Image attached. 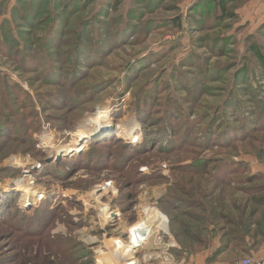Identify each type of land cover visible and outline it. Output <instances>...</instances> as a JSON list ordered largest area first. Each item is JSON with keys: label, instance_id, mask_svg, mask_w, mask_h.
<instances>
[{"label": "rangeland", "instance_id": "374dc122", "mask_svg": "<svg viewBox=\"0 0 264 264\" xmlns=\"http://www.w3.org/2000/svg\"><path fill=\"white\" fill-rule=\"evenodd\" d=\"M199 1L0 0V205L19 213L0 217V264H126L112 256L114 241L125 249L148 198L169 218L173 264L264 259V180L248 181L264 176V0L230 3L225 21L219 6L203 2L198 13ZM89 24L108 41L95 62L81 40L91 47L94 36L78 38ZM45 58L58 78H47ZM102 112L111 127L46 161ZM111 134L105 164H86L90 141ZM21 184L37 190V206L22 205ZM97 188L113 189L98 197ZM181 198L182 212L173 208ZM103 204L118 212L112 222L98 216ZM152 241L137 260L158 250Z\"/></svg>", "mask_w": 264, "mask_h": 264}, {"label": "trees", "instance_id": "16d2710c", "mask_svg": "<svg viewBox=\"0 0 264 264\" xmlns=\"http://www.w3.org/2000/svg\"><path fill=\"white\" fill-rule=\"evenodd\" d=\"M234 1H236V0H202V1H199L198 2V4H196V10L198 11V13H201V3H203V2H205V4H206V6L205 7H207V8H211V7H213V6H219L220 8H221V13H222V15L219 17V19H221L222 21H225L226 19H228V18H231V17H233L234 16V13L233 12H231L232 10H230L229 11V9H230V3H232V2H234ZM133 5V4H132ZM131 5V8H130V10L129 11H131L132 10V8H133V6ZM202 7H203V5H202ZM130 14V13H129ZM120 18H122V16L121 17H118V19H120ZM126 21H128V17H127V20ZM102 26H100L101 28H105L106 29V25L107 24H102L101 22H99ZM172 25L174 26V27H176V28H180L181 26H182V23L180 22V19L179 18H177V19H173L172 20ZM86 24H88V22L86 23ZM87 26V25H86ZM85 26V32H83V33H79V37L78 38H80V37H82V36H85L86 35V33H91V35H93L94 36V45L93 46H89L88 45V42L86 41V39H83V38H81V40H84V45L85 46H88L87 47V50H91V56H90V59H91V62H95V61H99L101 58L100 57H98V55H97V52H102V51H105V49L107 50L108 48H106L105 47V45L107 44V42L108 41H106V39H103V37L101 36V35H99V34H97V33H95V32H93L92 30H90V27L92 26V24H89L87 27ZM92 29V28H91ZM127 29H130V30H132L133 29V26L131 25L130 27H128ZM15 37V36H14ZM12 41H14V38L12 39ZM15 42V41H14ZM106 43V44H105ZM105 47V48H104ZM112 48V47H111ZM110 48V49H111ZM76 51H77V49H76ZM78 53H81L80 52V50H78L77 51ZM192 52V51H191ZM190 52V53H191ZM77 53V54H78ZM191 56V55H190ZM45 59H47V58H45ZM47 63H46V69H45V73H46V75H47V78H49L50 80H51V76H53V75H55L56 74V77L58 78V76H59V66L56 64L57 62H55V60H53V59H51V58H49V59H47ZM80 61H82V60H80ZM50 75V76H49ZM16 87H18L19 88V86H16ZM95 90H98V89H95ZM87 91L88 90H83L82 91V94H85V93H87ZM90 91V90H89ZM249 93L252 95L253 94V90H251V89H249ZM144 99H145V97H144ZM140 100H141V97H140ZM180 107V106H179ZM233 108V107H232ZM235 108V107H234ZM176 109H178V106H176ZM178 110H181L182 111V109L181 108H179ZM236 112H237V109L235 110V113H234V115H237L236 114ZM38 115V118H39V113L37 114ZM36 118H37V116H36ZM140 118H141V120L143 121V117L140 115ZM245 118H247L248 119V121H249V125L251 126L252 125V121H251V118H250V116L248 115V117H245ZM35 120V119H34ZM183 124H182V126H183V131H184V134L186 133V131H187V129H190V126H187V121H186V117L185 118H183ZM19 126V125H18ZM250 126H248V128L250 127ZM22 127V126H21ZM229 128V127H228ZM0 129H1V127H0ZM2 130V129H1ZM23 130V132H25L24 131V128L22 127L21 128V131ZM225 131H228V130H226V129H224ZM224 131V132H225ZM22 132V133H23ZM212 132H213V129H212ZM216 132V131H215ZM215 132H213L212 134L214 135L215 134ZM229 133H233L234 134V137H236L237 135H239V134H241L240 133V131H238L237 129H235V128H229ZM25 134L27 135V133L25 132ZM207 135H209V132H208V134ZM217 135H219V134H216V136ZM17 136H19V137H21L20 135H18L17 134ZM222 137H224V140H226V138H227V136H226V133H223L222 134ZM222 137H220L221 138V140H222ZM241 138V137H240ZM102 140H110L111 142L114 140V138H112V134L111 135H106V136H101L100 138H96V139H94V140H92V141H90L91 142V145H92V147H91V152L89 153V157H88V160H87V162H86V164H88L90 161H93V165H91L92 167H99V166H102V165H104L105 163L104 162H106V157H107V153H106V151L103 149V143H101V141ZM95 145V146H94ZM132 147V145H127V148L128 147ZM130 147V148H131ZM93 148V149H92ZM36 152H37V150H36ZM125 155V152H124V154H122V156H124ZM235 163V162H234ZM241 166V165H240ZM202 168H203V166H201ZM238 167H239V164L238 163H236V166L233 168V169H231V172L233 173V172H235L236 170H238ZM245 167V166H244ZM243 167V168H244ZM58 172H62L61 170H58ZM229 173V172H228ZM227 173V174H228ZM256 180H264V176H261L260 174H253V175H250L249 176V178H248V181H251V182H253V181H256ZM12 197H14V196H12ZM11 197V198H12ZM174 200V202L176 201V204H174V206H173V208H175V209H177V210H179V211H183V210H185L184 208H186L190 203L189 202H187L188 200H185L184 198H181V200H177V199H173ZM6 203V202H5ZM2 204V205H0V217L2 218V221H9V219H10V217H11V215L12 216H15L16 217V219H17V216L19 215V213H18V215H17V212H9V210H7V211H5V207H7L9 204H8V202L6 203V204ZM8 204V205H7ZM6 205V206H5ZM2 206V207H1ZM17 209V208H16ZM4 210V211H3ZM19 210V209H18ZM4 219V220H3ZM19 221H20V223H21V221L23 222V221H25V218H21V216H19ZM44 220H46L45 218H44ZM47 220L49 221V218H47ZM39 227H40V225H38ZM212 229H214V228H212ZM211 229V230H212ZM26 230H28L27 232L29 233L30 232V230H33V226H31L30 224L29 225H26ZM239 232H240V235L243 237V239L245 240L246 239V234H243V232H241L240 230H239ZM40 233V232H39ZM42 233V232H41ZM196 234V232H192V235H195ZM249 237H247V239H248ZM251 239V238H250ZM255 247H257V245L255 246ZM252 250L253 249H251L250 251L248 250V253H251L252 252ZM74 252V251H73Z\"/></svg>", "mask_w": 264, "mask_h": 264}, {"label": "built area", "instance_id": "2783aa9c", "mask_svg": "<svg viewBox=\"0 0 264 264\" xmlns=\"http://www.w3.org/2000/svg\"><path fill=\"white\" fill-rule=\"evenodd\" d=\"M45 135H46V133L43 135L42 138H44ZM43 141H46V139ZM136 142H134V143H136ZM46 143L47 142H43V144H46ZM49 153H50V151L47 154L48 157H52L53 159H55V157L57 156V155H55V156L50 155ZM38 167H39V165L36 164L35 166H33L32 170H37ZM107 186H111V183L108 182ZM34 188H36V187H34ZM108 189H113V188H97L95 190V192L102 191L100 194L97 195L99 197L102 194L107 195ZM41 194H44V193H41ZM40 201H41V199L39 198V196L37 198L33 196L30 198V201L28 202V204L30 205V207H34V206H37ZM85 203H87V202H85ZM99 209H100V214L98 216L100 218L106 219L107 222H112L114 220V217L118 215V212L116 211V209L114 210L108 204L100 205ZM137 222L138 223L142 222L143 226H140L141 227L140 231L142 232V234L140 236L143 235L142 238L145 241L143 244H141L140 246H138L136 248L137 251H136V253L133 254L132 257H130V258L127 257L126 259H124L123 256H120L118 258V262L123 261V260H127L126 264H131L132 262L134 264H147V263L149 264L152 260L160 259L159 264H173L172 259L170 258V256L167 254L166 251H168L172 246H175V243L172 239L168 240V241H164L165 239L162 236V232L165 234L169 233V218L165 213H163L158 208V199L157 198H148L144 202V204L141 206V210H140V219ZM134 224L129 229L133 228ZM128 235H129L128 236L129 241L126 242L123 240L126 244H129V242H131L129 232H128ZM151 238H153L152 244L154 246H156L158 248V250L154 251V252H145L146 254L143 257L142 262L140 260H137L136 254L139 252L140 248H144L146 246H147V248L149 246L151 247V244L149 245ZM170 238H171V236L169 234V239ZM117 240H119V239H116L114 241L115 246L117 244L116 243ZM116 248H117V246H116ZM108 251L110 252V249H108ZM113 251L114 250H112L111 253H112V256L115 257L116 254L113 255ZM148 256H150V258ZM233 264H264V259H253L251 257H248L244 260L235 262Z\"/></svg>", "mask_w": 264, "mask_h": 264}, {"label": "bare ground", "instance_id": "6f19581e", "mask_svg": "<svg viewBox=\"0 0 264 264\" xmlns=\"http://www.w3.org/2000/svg\"><path fill=\"white\" fill-rule=\"evenodd\" d=\"M94 118V119H93ZM108 118V114L106 112H102L100 114H98L95 117H92L90 119V122L88 121V123H90L86 128L84 127L83 130L79 131L76 135L74 140L72 141V143L70 145L64 146V147H50L52 148L50 151V155H59L62 153L65 154H69V153H76L81 151L84 148L85 143L87 142V139L90 138L91 136L95 135V134H100L104 131L107 130V128L111 127V122L107 119ZM135 126L131 123H124V124H120L119 128H121L122 131L124 132H130L132 131ZM18 166L23 168V169H29L31 167V163L28 161H23V162H19ZM19 190L22 191V196H24L23 199V203L22 205H26L29 201L30 198L35 196L36 191H33L31 189V187H29L28 185H23L21 184L20 186H18ZM142 222L140 223H135L133 228L128 229V232L130 234V238H131V242H129V244H124V248L122 249V247L119 248V245L116 244L117 249H115L113 251V255H115V258L118 260V258L120 256H123L124 259H126L127 257L130 258L133 256L134 253H136V248L138 246H140L145 240H143V235L140 236L142 234L141 227ZM123 241V240H122ZM121 243V242H119ZM124 242H122L123 245ZM105 254V253H104ZM118 256V257H117ZM126 256V257H125ZM150 258V256H148ZM147 257V258H148ZM147 260V259H146ZM107 261L108 264H113L111 262L110 259L105 260ZM121 262V261H119ZM131 264H134L133 262Z\"/></svg>", "mask_w": 264, "mask_h": 264}, {"label": "water", "instance_id": "95a60500", "mask_svg": "<svg viewBox=\"0 0 264 264\" xmlns=\"http://www.w3.org/2000/svg\"><path fill=\"white\" fill-rule=\"evenodd\" d=\"M61 158H62V156H60V155L56 156V158H55L56 162H59L61 160ZM53 160L54 159L52 157L46 158V161H48V162H52Z\"/></svg>", "mask_w": 264, "mask_h": 264}, {"label": "crops", "instance_id": "0c3cea01", "mask_svg": "<svg viewBox=\"0 0 264 264\" xmlns=\"http://www.w3.org/2000/svg\"><path fill=\"white\" fill-rule=\"evenodd\" d=\"M263 252H264V247H263Z\"/></svg>", "mask_w": 264, "mask_h": 264}]
</instances>
